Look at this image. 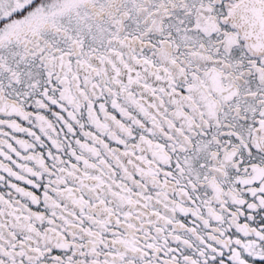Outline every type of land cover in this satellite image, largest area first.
Listing matches in <instances>:
<instances>
[{
    "label": "snow or ice",
    "instance_id": "snow-or-ice-1",
    "mask_svg": "<svg viewBox=\"0 0 264 264\" xmlns=\"http://www.w3.org/2000/svg\"><path fill=\"white\" fill-rule=\"evenodd\" d=\"M0 264H264V0H0Z\"/></svg>",
    "mask_w": 264,
    "mask_h": 264
}]
</instances>
